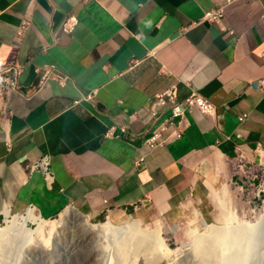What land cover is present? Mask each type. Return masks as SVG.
Masks as SVG:
<instances>
[{
	"label": "crops",
	"instance_id": "crops-1",
	"mask_svg": "<svg viewBox=\"0 0 264 264\" xmlns=\"http://www.w3.org/2000/svg\"><path fill=\"white\" fill-rule=\"evenodd\" d=\"M219 7L226 30L191 27ZM28 11L33 23L19 43ZM0 12V74L7 65L24 68L7 120L0 102V210L34 206L51 220L66 209L96 217L142 206L177 226L206 215L213 166L263 157L264 0H0ZM69 15L79 20L72 34L62 28ZM45 65L67 84H40L35 69ZM172 87L179 100L207 98L216 115L192 109L180 140L147 150V133L170 115L155 97ZM45 155L51 187L30 172Z\"/></svg>",
	"mask_w": 264,
	"mask_h": 264
},
{
	"label": "rangeland",
	"instance_id": "rangeland-1",
	"mask_svg": "<svg viewBox=\"0 0 264 264\" xmlns=\"http://www.w3.org/2000/svg\"><path fill=\"white\" fill-rule=\"evenodd\" d=\"M247 161L239 157L233 161L224 162L221 166H213L211 171L208 172L209 176L205 179L207 186L204 193L205 203L202 207L206 215L197 213V219L190 217V219L177 226L168 225L164 218L157 217L152 211L146 210L142 206L127 212L105 209L96 217H91V215L78 210L80 213L82 212V215L89 216L93 224H105L110 220L117 226L133 221H142L152 230L161 226L164 228L163 237L167 246L174 255L178 256L176 264H192L191 254L193 252L187 250L184 239V230L188 224H196L212 229V227H220L225 223H231L233 230H235L245 224L253 225L251 221L258 223L264 216V155L263 157H256V160L250 161V163ZM221 186H226L229 190L228 214L231 218L230 221L225 220L214 200L215 194ZM30 210L28 209L19 214L11 212V218H8L4 211L0 210V226L7 227L8 222L26 216ZM66 210L54 219L47 220L43 218L44 226L48 228L63 227L67 222L70 209ZM67 240L58 242L56 250L51 254L40 250L22 254L17 252L10 254L0 251V264H91V256L88 257L91 254L86 253L87 248L80 246L76 253H72V247L67 244ZM252 264L264 263L261 262L260 256H258L253 259Z\"/></svg>",
	"mask_w": 264,
	"mask_h": 264
},
{
	"label": "bare ground",
	"instance_id": "bare-ground-1",
	"mask_svg": "<svg viewBox=\"0 0 264 264\" xmlns=\"http://www.w3.org/2000/svg\"><path fill=\"white\" fill-rule=\"evenodd\" d=\"M4 213L11 218L10 210ZM68 213L67 222L60 228L44 226V219L33 209L26 216L8 222L7 227L0 226V251L22 254L40 250L51 254L58 242L70 238L67 244L72 247L71 252L76 253L80 246L86 247V253L91 254L88 256H91V264H176L178 261V256L171 252L164 240L161 226L152 230L142 221L117 226L110 220L105 224H93L89 216L76 209H70ZM262 221L264 216L257 224ZM218 228L212 227V230ZM252 228L253 225L245 224L233 231L240 235ZM256 240L258 249L253 259L260 256L264 263V226L259 228ZM191 259L192 264H218L217 257L211 252L207 255L193 253ZM232 264L237 262L233 260Z\"/></svg>",
	"mask_w": 264,
	"mask_h": 264
},
{
	"label": "built area",
	"instance_id": "built-area-1",
	"mask_svg": "<svg viewBox=\"0 0 264 264\" xmlns=\"http://www.w3.org/2000/svg\"><path fill=\"white\" fill-rule=\"evenodd\" d=\"M35 1L36 0H30V4H34ZM224 20L225 7H219L217 9L207 11L203 18L199 22L191 25V27L201 25L202 23L218 24L223 27ZM32 23V12L28 11L17 29L15 37L17 42L21 43L23 41L26 33L31 28ZM78 24V18L74 15H69L66 17L63 23V31L67 34H72L76 30ZM223 29L226 30L224 27ZM228 33L230 36L235 34L233 30H229ZM23 69L24 68L22 65H7L0 74V102H2L4 105L2 110L3 120H7L10 117V113L6 111L5 105L11 93L17 90L19 87V77L22 74ZM35 72L40 77V84L48 81H54L62 86H65L68 82V77L60 73L54 65L37 67ZM259 85L260 84L257 86ZM88 98L92 99L93 96ZM155 103L157 107L166 106L170 111V115L147 133L143 142L144 147L147 150L163 148L173 141L180 140L183 137L184 117L186 113L192 109L197 108L202 114L206 116L214 117L216 115L215 105L207 98L197 93H192L184 100H179L175 92V87L169 88L156 95ZM151 115L155 120H157L159 113L158 111H154L151 113ZM241 120H244V117L241 118ZM120 131L122 134H127L128 128L126 126L122 127ZM115 132V127L110 128L106 136L112 138L115 135ZM144 162V156H139L135 160V164L137 166L143 165ZM30 172L42 173L45 182L49 187H51L55 182V175L51 168V157L48 155H45L34 161L30 165ZM28 209H33L35 213L38 214L34 206H30Z\"/></svg>",
	"mask_w": 264,
	"mask_h": 264
},
{
	"label": "clouds",
	"instance_id": "clouds-1",
	"mask_svg": "<svg viewBox=\"0 0 264 264\" xmlns=\"http://www.w3.org/2000/svg\"><path fill=\"white\" fill-rule=\"evenodd\" d=\"M214 200L225 220L230 221L228 188L221 186L215 194ZM251 223L253 228L240 235L234 234L231 223H225L216 230L188 224L184 230L186 248L201 255L211 252L217 257L218 264H232L233 260L237 264H252L254 253L258 249L256 236L259 228L264 226V221L260 224H257L256 221H251Z\"/></svg>",
	"mask_w": 264,
	"mask_h": 264
}]
</instances>
